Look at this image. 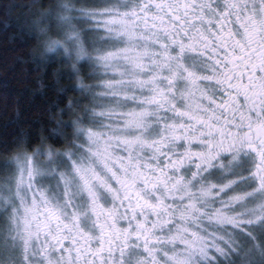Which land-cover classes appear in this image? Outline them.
I'll return each instance as SVG.
<instances>
[{
  "label": "snow or ice",
  "instance_id": "snow-or-ice-1",
  "mask_svg": "<svg viewBox=\"0 0 264 264\" xmlns=\"http://www.w3.org/2000/svg\"><path fill=\"white\" fill-rule=\"evenodd\" d=\"M100 17L112 122L81 129L70 168L20 163L0 264H221L234 230L264 235V0H115ZM216 169L256 187L215 207L237 184Z\"/></svg>",
  "mask_w": 264,
  "mask_h": 264
},
{
  "label": "trees",
  "instance_id": "trees-1",
  "mask_svg": "<svg viewBox=\"0 0 264 264\" xmlns=\"http://www.w3.org/2000/svg\"><path fill=\"white\" fill-rule=\"evenodd\" d=\"M59 1L0 0V163L28 154L39 161L50 158L56 153L53 151L74 146L78 130L97 123L92 119L101 108L97 51L89 52V59L80 63L71 56L51 55L53 60L43 54L45 41L55 38L66 47L72 43L68 36L71 29L67 28L64 37L55 29L58 22L68 26L78 11H70L73 0H64L69 4L65 13ZM61 13H65V20L60 19ZM105 41L110 42L106 49H111L112 41ZM81 78L83 86L78 88L76 82ZM245 242L243 247L237 241V250L227 258L220 257L221 264H244L241 256L248 245V264H264V241Z\"/></svg>",
  "mask_w": 264,
  "mask_h": 264
},
{
  "label": "rangeland",
  "instance_id": "rangeland-1",
  "mask_svg": "<svg viewBox=\"0 0 264 264\" xmlns=\"http://www.w3.org/2000/svg\"><path fill=\"white\" fill-rule=\"evenodd\" d=\"M73 1L69 3L70 4V11H72V12L78 11V15H76V17H75V15L71 17L70 23L68 24V26H66V23L58 22L57 23L58 24V30L55 29V32H59V34H61L60 36L62 37V35H63V37H64V36H66L65 33H66L67 28L71 29L68 32V36L70 37L72 43H71V45L68 44V46H67L68 50L69 49L70 50L77 49V47H79L81 44H83V46H85L87 48L88 52L96 53L95 51H97V50H100L101 52L107 51V50H103V49L108 47L110 45V42L105 41V39L109 40V38H108V34L106 33L105 28L102 26L103 18L100 17V13H102L100 9L101 8H105V9L109 8L115 2V0H85V3L77 2V1H84V0H73ZM90 14H93V15H90ZM106 17H107V15L104 16V18H106ZM83 27L85 30L82 29ZM90 28H92V29H90ZM102 28L105 30L104 32L101 30ZM95 32H97L98 35H96ZM75 33H77V35ZM104 37H106V38H104ZM108 50H110V49H108ZM97 54H98V52H97ZM92 55L94 57L95 54H92ZM97 63L100 66V71H101V75H102L101 76L102 79L100 82L101 88H99L100 89L99 91H101L100 93H102V92L107 91V89L105 87V82L110 80V79L115 78V76L111 70H106L98 61H97ZM98 98L100 99L101 108L97 109L96 113H99V112L105 110L108 106H110V104H109L110 98L109 97L101 96L99 94ZM94 99L95 98L91 97V100H94ZM92 119L97 122L95 125L89 126V127L93 128V130L98 129L100 127L101 123L107 124V123L112 122V121H109L106 117L99 116L96 114L94 115V117ZM89 127H86V128H89ZM86 143H87L86 137L82 134L81 129H80V131L78 130L77 141H75L74 146L62 148V149H59V151L58 150L53 151L56 153L54 154V156H52L53 154H50L51 155L50 158L49 157H44V158L41 157L40 161H39L36 157H34V155L28 154L26 157L21 158V159H16V160H12V161L9 160L8 162L7 161L1 162L0 163V191H3L5 193V195H7L8 189L11 188L12 199L14 200L15 204L18 206L19 201L15 200L14 193H15V183H16L17 178L19 177V166H20L21 162H24L28 158H31L32 161L36 165L41 166L44 169H48V168L55 167L56 161L63 160V161H65V166L70 168L71 162L68 160V156L66 154L67 153L82 152L83 148H81L80 146L84 145ZM59 155H60V157H57ZM60 170L62 171L63 168H61ZM214 171H215V173H217V177H218L216 182H219L220 184H225L229 180H236L237 181V184L233 185L232 188H228L224 192H220L219 195L214 196V199L216 200L215 207L219 208L222 206L220 201H228L230 199V197H232L234 195L243 194L246 192H252L253 189L256 187L255 184H246V183L241 182L239 175H231V174H228V173L221 171L219 169H216ZM236 172L242 173L243 176L249 175V172L247 170V166H245V168H243V169L237 168ZM9 174H10V176H9ZM219 174H220V176H219ZM25 178H26V173H25ZM41 179L45 185H47L49 183V178H41ZM217 191H218V189H214V193ZM257 195H259V194H257ZM247 201L250 202L249 206H254V204L257 202L255 200H253V198H251V197L247 198ZM235 207L239 210V205H235ZM11 212H12V204L4 205V204H2V202H0V225H1V228H3L4 225L6 224L8 215ZM205 223L207 224V222H205ZM251 228L253 229V234L256 237L255 239H253L249 235V232H248L249 226L248 225H244L245 231H243V232H241L239 229L234 230L238 234L237 241H241L242 242L241 244L243 247H244L245 241H264V235H262L259 232L258 227L256 225H253V226H251ZM248 246H250V245H248ZM248 246H247V248L245 246V252L241 256L242 259L245 260L244 264H248V262H247L248 253L251 252V250H249V252H248ZM254 250H256V249L254 248ZM249 254H251V253H249Z\"/></svg>",
  "mask_w": 264,
  "mask_h": 264
},
{
  "label": "clouds",
  "instance_id": "clouds-1",
  "mask_svg": "<svg viewBox=\"0 0 264 264\" xmlns=\"http://www.w3.org/2000/svg\"><path fill=\"white\" fill-rule=\"evenodd\" d=\"M61 7L67 12L69 5L62 0ZM65 13H61L60 19L65 20ZM43 54L45 57L51 55L63 56V58L68 59L70 56L77 61V63L84 62L89 59V52L83 44H81L75 52H69L66 45L62 44L59 40L53 38L50 41H45L43 44ZM83 86L82 78L78 79L76 82V87L80 88Z\"/></svg>",
  "mask_w": 264,
  "mask_h": 264
},
{
  "label": "flooded vegetation",
  "instance_id": "flooded-vegetation-1",
  "mask_svg": "<svg viewBox=\"0 0 264 264\" xmlns=\"http://www.w3.org/2000/svg\"><path fill=\"white\" fill-rule=\"evenodd\" d=\"M105 8H101L100 10H101V12H103V10H104ZM107 15V13H104V16H106ZM102 23V22H101ZM103 32L105 31L103 28L101 29ZM104 38H106V37H104ZM103 50H108V49H103ZM224 163H225V165H227L228 163H229V158H225L224 159ZM214 171V170H213ZM224 175V174H223ZM219 176H220V174H219ZM217 173L214 175V176H212L211 177V180L212 181H214V182H216V180H217ZM5 255H6V250H5Z\"/></svg>",
  "mask_w": 264,
  "mask_h": 264
},
{
  "label": "bare ground",
  "instance_id": "bare-ground-1",
  "mask_svg": "<svg viewBox=\"0 0 264 264\" xmlns=\"http://www.w3.org/2000/svg\"><path fill=\"white\" fill-rule=\"evenodd\" d=\"M61 2H62V1H61ZM61 2L59 1L60 4H61ZM53 3H54V2H53ZM59 3H56V5L59 4ZM56 5H55V6H56ZM57 7H58V5H57ZM57 7H56V9H58ZM52 8H53V7H52ZM50 9H51V8H50ZM54 10H55V9H54ZM51 11H53V9H51ZM35 20H39V19L36 18ZM35 23H36V22H35ZM49 23H50V22H49ZM49 23H45V24H49ZM43 24H44V22H43ZM44 26H45V25H44ZM46 26H47V25H46ZM50 27H51V26H50ZM51 29H52V27H51ZM41 49H42V48H41ZM37 51H38V50H37ZM38 53H39V52H38ZM47 57H48V56H47ZM49 58H50V59H51V58L53 59V57H50V56H49ZM45 59H47V58H45ZM53 60H54V59H53ZM55 60H57V59H55ZM82 70H83V69H82ZM80 71H81V70H80ZM83 76H84V75H83ZM80 88H81V87H80ZM78 90L80 91L81 89H78ZM77 92H78V91H77ZM78 95H79V94H78ZM62 127H63V126H62ZM62 127H61V128H62ZM59 128H60V127H59ZM59 128H58V129H59ZM61 128H60V129H61ZM61 130H64V129H61ZM60 132H61V131H60ZM69 136H70V134H69ZM69 138H70V137H69ZM69 138H68V140H69ZM64 139H65V138H64ZM65 140H67V139H65ZM68 140H67V141H68ZM67 141H66V143H67ZM32 150H33V149H32ZM9 176H10V174H9Z\"/></svg>",
  "mask_w": 264,
  "mask_h": 264
}]
</instances>
